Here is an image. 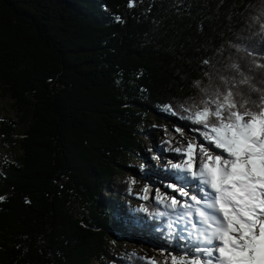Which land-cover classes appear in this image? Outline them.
Segmentation results:
<instances>
[{"label":"trees","instance_id":"1","mask_svg":"<svg viewBox=\"0 0 264 264\" xmlns=\"http://www.w3.org/2000/svg\"><path fill=\"white\" fill-rule=\"evenodd\" d=\"M128 4L0 0V95L18 114L0 117V143L22 152L0 161V264H170L167 250L182 241L152 186L130 205L151 171L130 164L147 159L150 116L186 124L201 96L195 82L207 87L205 73L232 64L264 91V0ZM127 239L154 254H117Z\"/></svg>","mask_w":264,"mask_h":264},{"label":"snow or ice","instance_id":"2","mask_svg":"<svg viewBox=\"0 0 264 264\" xmlns=\"http://www.w3.org/2000/svg\"><path fill=\"white\" fill-rule=\"evenodd\" d=\"M230 69L205 73L207 87L195 82L201 96L189 105L187 119L199 125L203 142L187 141L183 152L173 149L183 154L181 162H168L182 176L168 185L180 198L165 201L155 193L170 209L159 214L167 217L169 235L184 242L180 256L169 253L170 264H264V91L239 65ZM253 92L259 93L255 100Z\"/></svg>","mask_w":264,"mask_h":264},{"label":"rangeland","instance_id":"3","mask_svg":"<svg viewBox=\"0 0 264 264\" xmlns=\"http://www.w3.org/2000/svg\"><path fill=\"white\" fill-rule=\"evenodd\" d=\"M2 116L9 117L15 121H18V114L14 105V101L10 98V96H6L4 94L0 95V117ZM179 120L180 118L178 120H171L167 117L157 118L152 115L150 116L147 127L154 129L153 137L141 136L143 140L142 150L144 151L145 155H147V159L143 161L138 157H132V159L130 160V164L139 170L142 169L145 164H147L150 166L151 171H149V173L147 174L148 179L146 183L139 184L138 186L133 187L135 200L130 203L131 207L142 206L145 187L148 184L152 186V199H155L156 190L159 188L162 190L161 197H163L165 201H168L169 197L173 195H176L178 199L180 198L178 193L174 192L173 189L168 187L170 183H175L176 181L182 179V176L177 175L176 170L172 169L168 163L171 160L172 163H179L184 158L182 153H176L175 151H173V149L181 148L183 152V149L186 147L187 141H203L200 133L196 130L199 125H197L195 121L188 120L186 121V124H183ZM167 122L170 123V127L176 134L172 140L169 138L168 134H166V129L164 128ZM176 129H181L184 135H181L180 131L177 132ZM22 130L23 126L19 128L18 134L15 136L16 139L20 137ZM181 142L183 143V145H179L181 144ZM205 146L207 147L206 142ZM154 150L159 151V154L155 155V153H153ZM20 153L22 152L18 147L14 146L11 148L0 143V161L3 158L9 159L13 155ZM151 161L153 162V164H151ZM165 168H168L170 170L169 177H166L162 174L164 173ZM129 174V172L124 171L118 177V181L126 179ZM165 193H167L168 195L165 196ZM163 206L166 208V204H163ZM167 211H170V209H167ZM133 222L134 221H129L128 223L130 225H133L135 224ZM183 243L184 242L178 245V249L174 251L168 249L167 251L169 253L176 254L178 257L181 255ZM113 250L117 254L134 253L145 257H150L149 255L154 254L153 248H151L150 246L144 243L136 245L133 242H130V240L128 241V239L125 241L123 240L119 243H115L113 245Z\"/></svg>","mask_w":264,"mask_h":264}]
</instances>
